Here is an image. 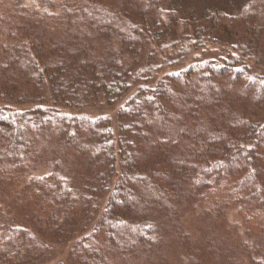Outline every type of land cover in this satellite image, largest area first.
Segmentation results:
<instances>
[{"label": "trees", "instance_id": "trees-1", "mask_svg": "<svg viewBox=\"0 0 264 264\" xmlns=\"http://www.w3.org/2000/svg\"><path fill=\"white\" fill-rule=\"evenodd\" d=\"M181 2L0 0V264H264V0Z\"/></svg>", "mask_w": 264, "mask_h": 264}, {"label": "rangeland", "instance_id": "rangeland-1", "mask_svg": "<svg viewBox=\"0 0 264 264\" xmlns=\"http://www.w3.org/2000/svg\"><path fill=\"white\" fill-rule=\"evenodd\" d=\"M26 5L28 7H30L33 3V0H24ZM243 0H182L181 5L183 6L182 8V14H188L190 13V11L192 13L195 14V16H193L194 19H199L198 17L201 16L203 13L204 9L210 8V9H222L225 11H229V12H235L237 11L240 2H242ZM190 16V15H189ZM191 17V16H190ZM90 110L91 114H96V111L98 113H100V111L102 110H98V108H90L88 109ZM187 218V217H186ZM47 257H49L45 262L53 264V263H60V260H64L63 258L64 256H60L63 255L64 253H60L58 251V254L60 253V255H57V259L54 256V250H49V249H44ZM52 258V259H51Z\"/></svg>", "mask_w": 264, "mask_h": 264}]
</instances>
